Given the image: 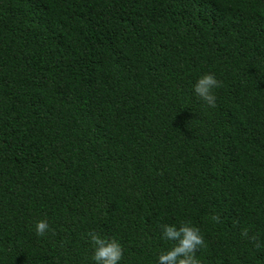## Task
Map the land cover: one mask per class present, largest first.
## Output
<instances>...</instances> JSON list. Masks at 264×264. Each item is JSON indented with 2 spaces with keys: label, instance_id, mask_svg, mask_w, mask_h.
<instances>
[{
  "label": "trees",
  "instance_id": "obj_1",
  "mask_svg": "<svg viewBox=\"0 0 264 264\" xmlns=\"http://www.w3.org/2000/svg\"><path fill=\"white\" fill-rule=\"evenodd\" d=\"M185 221L264 264V0H0V264H158Z\"/></svg>",
  "mask_w": 264,
  "mask_h": 264
},
{
  "label": "clouds",
  "instance_id": "obj_2",
  "mask_svg": "<svg viewBox=\"0 0 264 264\" xmlns=\"http://www.w3.org/2000/svg\"><path fill=\"white\" fill-rule=\"evenodd\" d=\"M221 86L222 82L213 74L205 73L195 83L194 92L209 107L215 108V89ZM211 219L215 223L221 222L217 215H213ZM161 230L162 238L173 242V245L170 249L161 251L158 264H201L196 258V253L206 248L207 244L198 227L192 225L190 221H185L179 227L169 224L161 225ZM50 231L55 234L47 219H41L35 224V233L38 237H44ZM241 236L252 241L257 249L262 246L257 236H249L248 229H243ZM88 237L93 246L91 259L95 264H120L124 250L116 239L102 237L95 232H90Z\"/></svg>",
  "mask_w": 264,
  "mask_h": 264
}]
</instances>
